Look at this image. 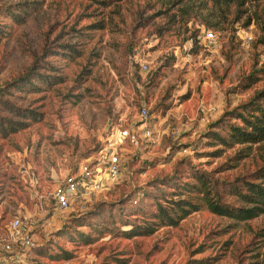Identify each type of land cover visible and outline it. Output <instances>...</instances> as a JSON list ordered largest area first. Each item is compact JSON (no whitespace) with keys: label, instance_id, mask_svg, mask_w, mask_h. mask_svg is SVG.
I'll list each match as a JSON object with an SVG mask.
<instances>
[{"label":"rangeland","instance_id":"rangeland-1","mask_svg":"<svg viewBox=\"0 0 264 264\" xmlns=\"http://www.w3.org/2000/svg\"><path fill=\"white\" fill-rule=\"evenodd\" d=\"M30 1L0 0V118L26 122L15 131L0 122V234L13 217L29 223L36 248L24 264H264V213L236 221L202 207L133 237L121 225L155 211L157 199L187 197L173 185L199 172L230 201L264 165V142L248 152L212 134L225 133L228 111L264 92L259 8L231 7L218 30L197 15L180 18L171 0H37L14 22L11 12ZM7 102L30 118L7 112ZM142 107L152 137L120 143L119 130L139 123ZM110 149L119 179L57 210L52 191Z\"/></svg>","mask_w":264,"mask_h":264},{"label":"trees","instance_id":"trees-1","mask_svg":"<svg viewBox=\"0 0 264 264\" xmlns=\"http://www.w3.org/2000/svg\"><path fill=\"white\" fill-rule=\"evenodd\" d=\"M171 2L177 7L176 10L180 18L188 21L197 15L200 16V23L218 30L225 29L230 22L228 18L232 14L231 7L233 6L235 13L243 14L254 5L256 9L259 8L260 13L264 14V0H171ZM36 3L40 4L39 1L33 0L29 5L26 2L16 5V11L11 12L13 21L19 24L25 22L30 14L29 9L37 10L38 7L33 5ZM198 3L202 5L197 6ZM208 3L211 4L210 8L206 5ZM202 8L205 9V12L202 11ZM239 18L240 15L234 19L238 20ZM248 23H250V18H247L245 24ZM256 73L264 75V66L257 69ZM250 82H247L246 85ZM5 105H8L7 112H11L14 116L22 119L30 118L23 115L24 110L20 107L8 102ZM226 115L228 119L225 122L221 121L225 133H212L215 142L226 146L240 145L241 150L244 149L248 152L252 146H260L264 142V92H257L248 102L228 111L224 116ZM10 119L8 117L0 118L1 123L5 122L4 129L15 131L25 126V121ZM223 119L225 120V117L221 120ZM234 120L238 122L236 123ZM247 154H243V156ZM193 179L194 181L190 183L173 185L174 188H180V190L183 188L188 192L187 197L166 200L167 205L157 199L155 211L145 213L140 221L122 223L121 225L130 227L123 233L129 237L151 235L161 226L176 225L190 213L196 212L202 207L217 216L236 221L250 220L264 213V165L257 169L250 180L231 189L229 194L232 199L230 201L222 200L219 193L220 187L215 179L204 175L203 172L196 173ZM173 192L171 194L177 195ZM133 204H138V200H134ZM32 247L36 248L35 245Z\"/></svg>","mask_w":264,"mask_h":264},{"label":"built area","instance_id":"built-area-1","mask_svg":"<svg viewBox=\"0 0 264 264\" xmlns=\"http://www.w3.org/2000/svg\"><path fill=\"white\" fill-rule=\"evenodd\" d=\"M205 40H214L213 31H204ZM249 40V39H248ZM246 41V43L248 42ZM142 69L148 67L141 63ZM148 110L142 107L139 123H132L118 132L120 143H137L140 138L150 139L152 130L147 125ZM121 175V161L115 149H110L99 163L79 165L78 170L65 177L62 185L51 193L57 210H67L77 199H84L101 192L110 183H115ZM80 199V200H81ZM9 234H0V264H24L26 251L33 246L30 225L19 217H13L8 226Z\"/></svg>","mask_w":264,"mask_h":264}]
</instances>
